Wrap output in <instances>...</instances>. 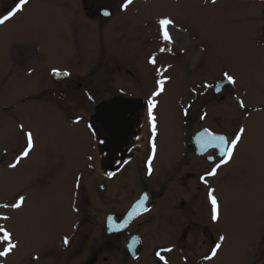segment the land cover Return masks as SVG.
Wrapping results in <instances>:
<instances>
[{
  "label": "rangeland",
  "instance_id": "rangeland-1",
  "mask_svg": "<svg viewBox=\"0 0 264 264\" xmlns=\"http://www.w3.org/2000/svg\"><path fill=\"white\" fill-rule=\"evenodd\" d=\"M104 2L113 5V16L108 20L98 16L96 21L88 18L86 22L83 15L69 9V1L65 6L63 0H28L22 11L0 28V140L4 145L6 139H25L23 133L30 132L34 149L29 158L35 173L38 168L45 170L47 160L49 189L26 201L28 224L33 226L30 248L38 260L47 254L50 264H60L65 238L69 241L74 236L82 239L89 235L90 243L99 238L103 211L95 202L97 181L90 164L93 139L97 137L89 123L97 103L117 94L153 99L157 139L168 145L163 156L166 162L175 156L173 139H180L183 133L185 111L205 102L204 85L227 72L236 84L250 87L256 70L253 48L243 47L252 38L247 28L250 22L243 21L249 11L233 8L238 0H133L125 10L120 7L123 0ZM163 17L174 21L170 46L160 38L157 21ZM10 40L16 49L10 47ZM161 47L171 51L161 53ZM23 48L30 53L25 58L26 67L16 63L22 60ZM150 57H155V65L148 63ZM52 66L67 70L70 77L51 79ZM27 67L29 72L25 73ZM165 77L164 91L154 97L156 81ZM79 83L81 89L77 88ZM23 94H34V102L13 108L15 99ZM213 96L210 93L209 100L215 104ZM231 104L208 107L206 123L233 129L238 115ZM239 162L241 179L237 186L223 187L210 179L216 184L213 190L220 208L219 220L212 224L215 234L220 232L225 240L209 264L234 263V254L243 242L240 220L247 213L250 221L257 202V182L249 171V160L240 157ZM244 178L246 184L242 183ZM109 202L103 199L101 205ZM157 225L147 228L149 245L176 240L173 226L166 221ZM123 260L120 251H113L99 264ZM168 262L180 264L173 254L168 255ZM130 264H143V260L131 259Z\"/></svg>",
  "mask_w": 264,
  "mask_h": 264
},
{
  "label": "flooded vegetation",
  "instance_id": "flooded-vegetation-1",
  "mask_svg": "<svg viewBox=\"0 0 264 264\" xmlns=\"http://www.w3.org/2000/svg\"><path fill=\"white\" fill-rule=\"evenodd\" d=\"M63 1L65 6L69 1V9L76 15H83L86 22L88 18L96 21L98 16H104L103 11L110 13L108 17H103L106 20L113 16V5L105 3L106 0ZM226 1L222 0V2ZM238 1L232 7L249 11L243 21L250 22L247 26L250 37L252 33L251 40L243 47L248 49L250 46L255 54L253 63L256 70L250 87L241 82L229 84L224 79L225 72L221 73L220 77L213 78L210 81L211 87L205 88L202 94L205 96L204 104L198 108L193 104L184 113L183 133L179 134L180 139H173L174 158L165 160L166 162L163 160V156L168 153V145L165 140L157 139L159 128L156 120L155 136L152 134L147 98L141 99L138 95L128 97L140 99L144 103L142 102L143 104L130 114L128 134L120 144H115L113 136L105 132L97 120H92L98 103L94 106L89 123L97 139H93L90 164L96 181L101 179L95 183L93 189L95 202L103 211L98 231L99 238L97 237L96 243H90L89 235L82 239L74 236L67 245L64 243L60 264H99L100 260L105 261L106 255L113 251H120L124 259V262L117 264H130L131 259L143 260V264L145 261L147 262L145 264H163L155 255L157 251H160L167 261L168 255L173 254L180 264H209L205 256L210 254V250L219 241L215 236L218 238L221 236L219 231V235L215 234L217 230L213 227L209 215L211 203L207 191L209 188L216 189V184L210 182V179H216L223 187L228 184L237 186L241 179L237 170V166L241 163L240 157L249 160L251 166L249 171L255 175L257 182L255 190L258 194L250 221L247 213L240 220L243 242L240 244L241 248L234 254L236 260H232L233 264H264V0ZM16 3L18 0H0V17L7 15ZM237 20L241 21V18ZM9 21L0 25V28ZM8 43H12L10 45L12 49H16L12 40ZM22 50V60L16 63L26 67L28 61L25 58L30 53L28 54L25 48ZM24 70L25 73L29 72L28 67ZM53 70L58 72L67 70L52 66L49 76L55 81L70 77L68 71V76H56L53 75ZM81 86L79 83L77 88L81 89ZM210 93L215 95L213 96L215 104L209 100ZM60 94L63 92L60 91ZM115 96L121 95H113L111 98ZM35 97L34 94H23L15 99L17 105H13V108L25 102L30 104L34 102ZM240 101H243L244 108L239 106ZM230 102L233 103L231 105L238 115L237 125L233 129L227 131L206 123L205 113L208 107ZM153 115L155 116L154 109ZM201 116L204 119H201ZM241 127L245 128V133L234 150L233 158L217 169L215 176H208L207 173L220 162L221 155L217 148L207 143L210 137L205 133V129L231 140ZM23 138L25 139H6L4 145L0 140V204L13 203L20 195L26 198L20 209L7 211L0 209V214L10 216L8 221L0 220V225L12 232L13 240L18 243V247L7 257H0V264H50L47 254L42 260L37 262L33 260L35 251L30 248L33 226L28 224L29 201H26L32 199L37 192H45L49 189L47 160L45 170L38 168V172L35 173L29 158L34 149L33 140V147L28 156L22 157L15 168L9 167L16 163L17 157L21 156L27 146L25 133ZM150 156L152 172L149 175ZM253 165H256L254 169ZM201 177L204 179L201 180ZM246 182L244 178L242 183L246 184ZM106 198L110 202L102 206L101 201ZM141 201L142 207L136 209V205ZM133 209H136L135 212ZM128 212L132 215L129 222L121 229L108 232L110 229L106 226L108 219L111 222L122 223L126 221ZM162 221L174 227L175 232L172 234L177 236L176 240L174 238L170 242L149 245L148 237L145 236L148 226L156 223L157 227H160ZM91 240H94V237ZM2 247L0 245V250ZM169 248L170 252L163 251Z\"/></svg>",
  "mask_w": 264,
  "mask_h": 264
},
{
  "label": "snow or ice",
  "instance_id": "snow-or-ice-1",
  "mask_svg": "<svg viewBox=\"0 0 264 264\" xmlns=\"http://www.w3.org/2000/svg\"><path fill=\"white\" fill-rule=\"evenodd\" d=\"M213 2H215V0H213ZM28 3V0H18V3L15 4V7L9 11L7 13V15H4L3 17H0V25H3L5 22L9 21L17 12L22 11L23 6L25 4ZM133 3V0H123V2L121 3L120 7L121 10H125L128 8V6L130 4ZM105 16L109 15L110 13L108 11H104L103 13ZM158 25H159V32H160V38L167 43V45H171L173 43V37L171 35V26L174 25V21L169 18V17H163L160 18L157 21ZM159 51L161 53L165 52V51H171V48H165V47H161L159 49ZM149 64L155 65L156 64V60L155 57H150L148 60ZM157 75L161 74V70L159 68L156 69ZM53 75L56 76H68L69 73L67 71L65 72H58L56 70H53ZM224 79L226 81H228L229 84L234 85L236 83L235 79L229 75L227 72H225L223 74ZM166 77L159 79L156 81L157 84V90L153 93V96H158L160 95L163 91H164V84L166 81ZM205 88L211 87L208 84L204 85ZM241 108H244L245 105L243 103V101H240V105ZM155 107V102L153 99H149L148 100V119H149V123L151 125V130H152V134L153 136H155L156 133V125H155V120L156 117L153 115V108ZM201 119H204L203 116H201ZM205 133L210 137V139L208 140V144L210 146H214L215 148H217L220 152L221 155V159L220 162L216 164V166L214 168H212V170L210 172L207 173L208 176H215L217 174V169H219L222 165L227 164L232 158H233V154H234V150L237 148L239 142L242 139V136L245 133V128L241 127L239 129V131H237L234 135V138H232L231 140H229L228 138H226L223 135H215L213 133L208 132L207 129H205ZM26 137H27V146L25 148V150L23 151V153L21 154L20 157H17V161L16 163H13L11 165H9V167H16V164H18L20 162V159L22 157H27L29 154V151L32 149L33 147V139H32V134L30 132L25 133ZM152 150L153 153L155 152V144H152ZM211 159V157H209ZM151 159L152 157H149V167H148V173L149 175L152 172V168H151ZM204 177H201V180H203ZM207 196L208 199L211 203V220L215 223L219 220L220 217V208H219V204L217 201L216 196L214 195V190L209 188L207 191ZM25 197L23 195H20L15 202L13 203H8L5 202L3 204H0V209H3L5 211L11 209V210H17L20 209L25 201ZM142 201L136 205V209L142 207ZM136 209H133V212H135ZM147 210V209H145ZM131 215V214H130ZM0 220L3 221H8L10 220V216L8 215H3L0 214ZM225 237L224 236H220L219 237V241L217 243H215V246L210 250V254L205 256L206 260L211 261L214 257L217 256L218 251L221 249L222 247V243L224 242ZM65 245H67L69 243V241L67 240V238H65L64 240ZM0 245H2V250H0V257H7L10 253H12L17 247H18V243L15 242L13 240V234L12 232H10L5 226L0 225ZM163 251H168L170 252L171 249H164ZM155 255L158 257L159 261H162L163 264H168V261L165 259V256L161 254L160 251H157L155 253ZM39 257H33V260H38Z\"/></svg>",
  "mask_w": 264,
  "mask_h": 264
},
{
  "label": "water",
  "instance_id": "water-1",
  "mask_svg": "<svg viewBox=\"0 0 264 264\" xmlns=\"http://www.w3.org/2000/svg\"><path fill=\"white\" fill-rule=\"evenodd\" d=\"M142 102L144 103L140 99L125 98L123 96H115L111 99L103 100L96 105L92 120H97L104 131L113 136L115 144H120L127 137L130 114L141 106ZM131 216L128 212L125 217L126 221L122 223L111 222L108 219L106 224L110 228L108 232L123 228L129 222Z\"/></svg>",
  "mask_w": 264,
  "mask_h": 264
}]
</instances>
